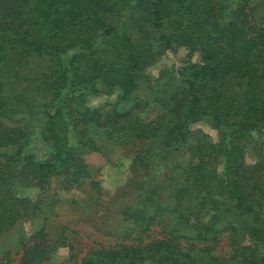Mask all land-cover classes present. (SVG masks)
<instances>
[{
  "label": "trees",
  "instance_id": "16d2710c",
  "mask_svg": "<svg viewBox=\"0 0 264 264\" xmlns=\"http://www.w3.org/2000/svg\"><path fill=\"white\" fill-rule=\"evenodd\" d=\"M179 50L186 59L155 92L158 116L141 118L143 69ZM102 95L117 98L88 106ZM203 121L217 143L194 129ZM43 133L51 145L32 153ZM104 139L142 144L125 187L133 243L76 264H264V0H0V239L40 225L18 264L51 261L53 184L91 180L86 156Z\"/></svg>",
  "mask_w": 264,
  "mask_h": 264
},
{
  "label": "rangeland",
  "instance_id": "374dc122",
  "mask_svg": "<svg viewBox=\"0 0 264 264\" xmlns=\"http://www.w3.org/2000/svg\"><path fill=\"white\" fill-rule=\"evenodd\" d=\"M186 55L185 50L168 53L158 63L143 69L139 80L138 97L149 105L141 114V118L158 116L159 111L153 109L152 103L158 84L164 80L162 76H170V73L167 74L168 69L179 67L186 59ZM116 98V95L92 97L88 101V106L108 108ZM194 129L202 130L214 143L219 141L218 131L207 122L197 123ZM48 139L45 133L40 135L39 139L36 136L30 151L37 155L42 154L49 148L48 145H51ZM100 146L101 152L86 156L93 177L85 182L84 186L80 189L66 190L59 182L53 184L56 215L47 223V232L58 250L51 261L45 264H76L80 263L81 258L93 247L101 249L133 243L124 236L127 223L123 212L133 200L131 192L125 187L130 179L131 163L136 153L142 149V144L138 141L121 143L104 139ZM255 160L254 151H249L246 155L247 163H254ZM167 186V182L162 186L165 196L171 192ZM31 194L36 196L38 192L33 191ZM38 223L23 221L9 235L0 239V256L7 253L8 263L18 264L23 244L28 242L23 236L38 230L40 228ZM159 232V229H154V233ZM152 237L157 238V235L151 234ZM227 238L226 235L222 236L214 245V252L217 255H229Z\"/></svg>",
  "mask_w": 264,
  "mask_h": 264
}]
</instances>
